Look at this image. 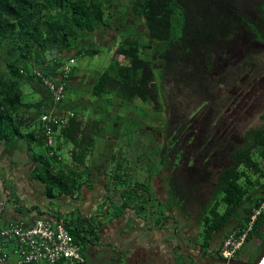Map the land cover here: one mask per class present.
<instances>
[{
	"label": "trees",
	"instance_id": "1",
	"mask_svg": "<svg viewBox=\"0 0 264 264\" xmlns=\"http://www.w3.org/2000/svg\"><path fill=\"white\" fill-rule=\"evenodd\" d=\"M139 24L142 29L136 27ZM101 34L102 39H93ZM105 37L109 41L103 46L115 49L93 80L92 96L109 104L119 102L120 107L118 113L104 115L105 122H121L123 109L129 121L144 120L132 112L137 101L163 113L166 107L185 103L182 114L174 116V126L164 114L162 129L171 132L167 140L156 139L159 167H151L166 172L161 175L168 209L177 206L202 225L203 247L218 234L224 237L244 225L264 200V110L256 121L238 123V97L231 99L225 91L236 86L245 91L264 78V0H0V144L26 140L27 153L37 163L32 178L44 184L49 198L55 190L72 193L81 186L80 171L68 173L59 165L58 139L85 148L73 154L78 169L88 167L85 156L94 137L84 132L82 119L70 109L74 116L55 135V145L47 147L39 116L48 109L25 99L23 87H46L41 78H50L45 70L62 65L60 55L98 54L97 43ZM69 77L70 73L61 78L65 96ZM240 98L247 99L246 94ZM31 107L39 109L35 127L31 126L37 117L31 120L27 113ZM199 118L202 125H196ZM34 144L53 153L44 148L36 154ZM113 156L108 187L114 194L121 190V203L114 211L134 202L139 193L142 200L135 204L146 212L151 202L147 183L130 179L121 157ZM79 223L80 227L65 226L83 253L86 243L98 239L95 230L101 222ZM252 236L264 243V211L243 246Z\"/></svg>",
	"mask_w": 264,
	"mask_h": 264
},
{
	"label": "crops",
	"instance_id": "2",
	"mask_svg": "<svg viewBox=\"0 0 264 264\" xmlns=\"http://www.w3.org/2000/svg\"><path fill=\"white\" fill-rule=\"evenodd\" d=\"M102 37V34L100 36L94 35L93 39L97 41ZM88 39L78 48L84 47L89 42ZM114 49L115 47L108 49L109 58L113 55ZM78 56L85 55L80 54ZM59 57H61L59 60L62 59V65L56 70L47 69L45 71L51 79L59 81L62 78L63 65L73 59L70 77L67 81L68 92L72 91L73 94L68 95V92H66L62 103L55 105L52 103L48 89L34 83L28 85L30 87V90L27 89L29 93L28 100L42 102L48 111L56 113H64L70 109L75 110L78 117L82 119L84 132L94 137L93 146L88 148L85 156L88 167L75 168L76 162L73 157L75 156L73 154H78L84 151L85 148H78L72 142L63 141V138L58 139V142L56 140V144L60 145L57 151L61 159L60 167L68 173L80 171L82 175L81 186L72 193H60L55 190V196L49 198L44 192V184L32 178L37 163L32 159L33 155L29 151L27 153L26 140L16 138L1 143L0 160L2 163L0 164V172H4V174H0V187L3 185L2 180L12 178L21 189L18 192L19 195H16V198H19L20 201L14 202V206L7 213L3 212V223L21 221L30 224L32 219L39 215L52 222L57 220L64 225L68 223L70 226L77 225L78 227L81 225L79 221L84 219L94 221L95 224L100 221V226L95 230L98 239L92 244L86 243L84 245L83 255L86 264H120L122 257H124L126 264H175L174 262L179 257L175 252V239L172 234L166 233L167 230L170 232L175 230V223L170 213L172 211L168 209L164 180L161 172H158L157 169H151V166L146 169L148 174V178H145L147 180L146 188L151 197L150 205L153 206L150 212L151 222L147 216V210L143 212L135 204V200H142L139 193L135 195L134 202L129 201L119 212L118 210L114 211L112 208V213H99L101 208L102 210L106 208L104 207L106 199L110 195L116 198V206L121 203V190L115 196L112 187L107 188L106 183L114 165L113 160H115V157L113 154H115L116 159L121 157V160L124 158L127 162L130 161L129 157L125 158L129 156V153L122 151L124 148L129 152L130 141H128L129 139H123L119 142L123 137L121 136L122 133L118 131L122 122L117 121L118 124L113 125L115 123L104 121V115L108 117L111 112H119V102L118 104H109L92 96L93 80L97 72L101 70L87 71L85 66L80 64L76 66L77 56H73V53H63ZM27 113L30 115L31 120L37 117V124L33 123L31 127L38 126L39 109L31 107ZM91 120H99V124L91 125V123H88ZM56 133L54 135H57ZM57 137L55 136L56 139ZM85 138L87 140L88 137ZM122 152H125L126 156L123 157ZM133 152L132 150L133 159L131 158V160L134 162L137 159V154L133 155ZM3 154L8 155L10 158L9 163L2 158ZM18 154L21 157L17 159ZM126 160H123V162ZM101 162L106 163L103 165ZM161 183L163 184L162 189L160 188ZM10 191L11 189L9 191L3 189L0 198H7ZM95 216H98L97 219ZM102 218L104 221L101 220ZM157 227L165 233L157 230ZM181 227H185V224L179 225L176 229H181ZM83 229L86 230L85 224ZM117 249L120 255L116 253Z\"/></svg>",
	"mask_w": 264,
	"mask_h": 264
},
{
	"label": "rangeland",
	"instance_id": "3",
	"mask_svg": "<svg viewBox=\"0 0 264 264\" xmlns=\"http://www.w3.org/2000/svg\"><path fill=\"white\" fill-rule=\"evenodd\" d=\"M138 29H142V26L139 24L136 26ZM135 28V29H137ZM130 30H133L134 28H129ZM109 41L108 37H105L103 39V41H100V43H97V47H99L100 52L98 54L95 55H85V56H77L76 57V63L75 65L77 66L78 64L85 66L87 68V71H93V70H103L109 60H110V56H109V52H108V47L107 46H103L104 44H107ZM115 46H113L111 49H113ZM110 50V49H109ZM121 58V57H120ZM73 63V62H72ZM72 63H70L72 65ZM24 92L26 93L25 95V99H29V93L27 92V89L30 90V87L26 84L24 85ZM250 88V89H249ZM248 89H246L245 91L240 90V88L238 86L234 87V88H229V90L225 91L226 95H229L230 98L232 99V96H237L238 97V106L241 107V109L238 111L237 116H236V122L241 123V124H247L249 122L252 121H256V119L258 118V115L260 114V112L262 110H264V78L263 80H257L255 81L251 87H249ZM244 93L246 94L247 99L243 98L241 100V96L244 95ZM68 95H72L73 92L69 91L67 93ZM240 98V99H239ZM136 106V107H135ZM145 108V111H143L142 107ZM132 108V112L136 115L139 114L140 117H145L144 120H134L135 118H133L134 122L129 121L128 119L125 118V110L123 109V111L118 115L120 116V121L122 122L120 127L118 128V131H120V133H122L121 136H123L120 141H123V139H129L128 141L130 144V150L128 152V150L126 149H122V151H125L127 153H129V156H126L125 152L123 153V157L126 156L125 158L129 157V162H127L126 159L123 158V160H126L124 162V165L127 166V172L129 173V177L130 179L133 178L134 180L140 181V182H147V178H148V174L146 169H148L150 166L154 167L157 166L159 167V158L157 155V146H158V141H162L165 139L167 130L162 129L163 128V120H164V114H166V116L169 119V126H174L171 125V123L173 121H176L177 119H175L174 116H180L183 112V110L185 109V103L184 104H176V108L173 107H166L163 112L162 109L161 110H156L152 107H149L147 103H143L140 101H137V103H132L131 105ZM131 108L128 107V111H131ZM203 116H201L202 118ZM202 120L199 118L196 122V125H202ZM174 124V123H172ZM195 125V126H196ZM155 129H158V134H157V140L155 141L154 138V131ZM194 130V129H193ZM124 134V135H123ZM185 134V133H184ZM144 144V145H143ZM123 145V144H122ZM134 147V148H133ZM153 149V151L151 150ZM132 150L133 155L137 154V157L139 155V160L136 161H132L131 158L133 159L132 156ZM32 151L36 154H40L45 152L44 147L34 144ZM135 153V154H134ZM4 156H2V158L4 160H7V163H9V157L6 154H3ZM21 157L19 154L17 156V159ZM150 158V159H149ZM2 163V161L0 160V164ZM151 163H153L151 165ZM162 173H166L165 171H159ZM0 174H4V172H0ZM146 178V179H145ZM4 179V176H3ZM110 177L108 175L107 177V188H108V184ZM145 179V180H144ZM3 185L0 187V195L1 192H3V189H5V191H9L11 189V191L8 193L9 195H11V199H7L5 207H4V211L5 213H7L9 210H11L12 206H14V202H15V198L16 195H19L18 192L21 191V189H19L18 183L13 181L12 178H7L2 180ZM21 185V184H20ZM212 186V184L210 185ZM210 186L208 187V190L210 188ZM22 187V186H21ZM20 187V188H21ZM13 190V191H12ZM11 193V194H10ZM119 193V192H118ZM118 193H115L114 195L117 196ZM113 195V196H114ZM116 198H113L111 195L108 199H106V204L103 210L102 208L99 210V213H112V208L116 205ZM101 207V206H100ZM102 210V211H101ZM172 212L176 215V217L178 218L179 221H183L185 220V225L189 224L188 226H192L191 233H194L196 231V229L198 230V233L196 234L199 238V240H201L202 237V225L199 226L198 222H196L197 220L195 219H190L187 218L184 215H181L179 213L178 208H174L172 210ZM193 214H195V211L193 212ZM98 217V216H97ZM97 217L95 216V218L97 219ZM102 221L103 218L101 219ZM195 220V221H194ZM69 227L73 228L74 226H70ZM199 226V228H198ZM222 234H218L217 238H221ZM264 243H262V241L257 237V236H252L249 241L240 249L239 254L241 257H243L244 259H248L250 261L254 260V256L259 252V250L261 249L262 245ZM9 247H12V244H9ZM115 249V248H114ZM252 253H251V251ZM118 255H120L119 250L117 249ZM18 257L15 254H11L10 258H9V262L11 264H18ZM37 264H46L44 262H39ZM120 264H126L124 261V257H122V261Z\"/></svg>",
	"mask_w": 264,
	"mask_h": 264
},
{
	"label": "built area",
	"instance_id": "4",
	"mask_svg": "<svg viewBox=\"0 0 264 264\" xmlns=\"http://www.w3.org/2000/svg\"><path fill=\"white\" fill-rule=\"evenodd\" d=\"M69 63L62 67V79L68 76L71 71ZM42 82L48 89L52 103L57 105L65 97V83L62 80L54 81L42 76ZM74 116L72 110L64 113L53 111L43 112L39 119L46 134V146H54L59 129L65 127L71 117ZM56 127L54 131L53 127ZM62 139V138H60ZM46 152L51 155L52 149L46 148ZM6 201L0 198V264H11L9 258L11 254L18 257V264H74L85 263L86 259L82 253L81 245L75 242L72 234L63 223L52 222L42 216L32 219L30 224L21 221H10L3 223V212ZM264 211V200L259 206L253 209L248 221L241 226L231 229L222 238L218 253L224 259L234 258L250 232L257 216ZM12 244V247H9Z\"/></svg>",
	"mask_w": 264,
	"mask_h": 264
},
{
	"label": "flooded vegetation",
	"instance_id": "5",
	"mask_svg": "<svg viewBox=\"0 0 264 264\" xmlns=\"http://www.w3.org/2000/svg\"><path fill=\"white\" fill-rule=\"evenodd\" d=\"M169 132L171 131L167 130L166 134L167 135L170 134ZM153 134H154V138L157 139L158 129H155ZM167 135L165 136V140L169 139V135L168 136ZM160 188L161 189L163 188L162 183L160 185ZM176 208H178L179 213L181 215H184V218H185V214L181 212L180 208L177 206ZM170 213H171V216L173 217V222L175 223L174 224L175 230H172L171 231L172 233L170 234H172V236L175 239L174 240L175 241V244H174L175 252L179 255V257H177L178 261L174 263L175 264H178V263L179 264H221V263L211 262L210 260H206V259H209L212 257H216V258L220 257L218 253V249H219V244L223 237H221L220 239L216 237L215 241H213L207 247H203L202 237H201V240H199L198 236L196 235L198 233V230L196 229L194 233H191L190 229H192V226H188L189 224L185 225V227H181V229L179 228L176 229V227H178L179 225L185 224L184 222L185 220L179 221L173 212H170ZM198 225L201 226L200 224ZM174 233H176V237L173 235ZM200 251L203 252L204 257H201ZM241 256L238 252L234 258H243ZM198 261L199 262L201 261L204 263H199Z\"/></svg>",
	"mask_w": 264,
	"mask_h": 264
},
{
	"label": "water",
	"instance_id": "6",
	"mask_svg": "<svg viewBox=\"0 0 264 264\" xmlns=\"http://www.w3.org/2000/svg\"><path fill=\"white\" fill-rule=\"evenodd\" d=\"M144 192H145V194L147 196V192L146 191H144ZM147 198H148V196H147ZM7 199H11V196L8 195L7 198H5V201H7ZM146 210H147V216L149 218V221L151 222V220H150L151 205H150V202L149 201H148L147 209ZM55 222H59V221L55 220ZM156 229L159 230V231H161L162 233H165L159 227H157ZM166 233H172V232H170L169 230H167ZM173 235L176 237V233H174ZM200 254H201V257H204L203 252L200 251ZM263 259H264V244L262 245L261 249L259 250V252L255 256V258H254L253 261H250V260H248L246 258L245 259L244 258L224 259L222 257H217V258L216 257H212V258H209V259H206V260H210L211 262L221 263V264H258V263L262 262ZM199 263H204V262H201L200 261ZM262 264H264V262Z\"/></svg>",
	"mask_w": 264,
	"mask_h": 264
},
{
	"label": "bare ground",
	"instance_id": "7",
	"mask_svg": "<svg viewBox=\"0 0 264 264\" xmlns=\"http://www.w3.org/2000/svg\"><path fill=\"white\" fill-rule=\"evenodd\" d=\"M264 262V259H263V261L262 262H260V263H258V264H262Z\"/></svg>",
	"mask_w": 264,
	"mask_h": 264
}]
</instances>
